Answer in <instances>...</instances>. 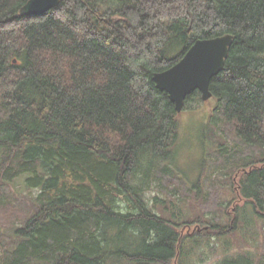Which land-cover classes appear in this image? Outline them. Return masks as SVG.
Wrapping results in <instances>:
<instances>
[{
    "label": "trees",
    "instance_id": "obj_1",
    "mask_svg": "<svg viewBox=\"0 0 264 264\" xmlns=\"http://www.w3.org/2000/svg\"><path fill=\"white\" fill-rule=\"evenodd\" d=\"M27 2L0 0V215L16 181L39 194L18 223L0 224V264L190 259L200 243L178 232L182 211L149 209L133 180L149 155H178L179 115L154 74L225 34L234 43L210 85L226 137L218 159L246 202L233 221H264V0H61L20 16ZM217 264L254 262L235 253Z\"/></svg>",
    "mask_w": 264,
    "mask_h": 264
},
{
    "label": "rangeland",
    "instance_id": "obj_2",
    "mask_svg": "<svg viewBox=\"0 0 264 264\" xmlns=\"http://www.w3.org/2000/svg\"><path fill=\"white\" fill-rule=\"evenodd\" d=\"M218 108L216 98L203 102L201 94L191 96L178 117L180 141L176 161L168 163L149 155L143 159L133 186L154 212L164 214L163 206L172 204L176 212L182 211L183 218L176 220L181 224L178 232L183 237L196 235L200 243L184 264H217L235 253L249 255L254 264H264V221L255 218L243 230L241 221H233L234 208H245L246 202L239 200L236 174L223 169L218 159L225 150L226 138L219 130ZM230 145L226 143V147ZM164 168L176 176L162 174ZM10 187L3 192L10 202L0 215V224L18 223L28 211L29 196L39 194L27 189L22 179ZM126 203L123 200L125 208ZM246 211V218H252L250 210ZM206 221L229 226L231 235L215 236V231L206 230ZM171 264H180V258Z\"/></svg>",
    "mask_w": 264,
    "mask_h": 264
},
{
    "label": "water",
    "instance_id": "obj_3",
    "mask_svg": "<svg viewBox=\"0 0 264 264\" xmlns=\"http://www.w3.org/2000/svg\"><path fill=\"white\" fill-rule=\"evenodd\" d=\"M61 0H28L20 16L43 15L60 5ZM235 37L225 34L197 40L182 59L170 69L154 74L157 89L168 94L180 115L188 97L199 92L203 102L213 98L210 85L224 71Z\"/></svg>",
    "mask_w": 264,
    "mask_h": 264
}]
</instances>
